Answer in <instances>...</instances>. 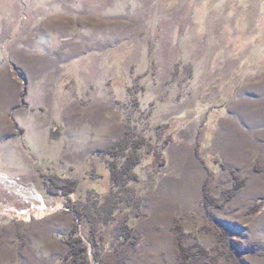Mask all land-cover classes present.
I'll use <instances>...</instances> for the list:
<instances>
[{
	"label": "rangeland",
	"instance_id": "1",
	"mask_svg": "<svg viewBox=\"0 0 264 264\" xmlns=\"http://www.w3.org/2000/svg\"><path fill=\"white\" fill-rule=\"evenodd\" d=\"M186 112L165 166L138 169L123 240L95 215L113 190L98 129L153 143ZM48 172L75 192L48 195ZM0 181V264H60L74 225L88 264H185L175 226L207 251L191 264H264V0H0Z\"/></svg>",
	"mask_w": 264,
	"mask_h": 264
},
{
	"label": "trees",
	"instance_id": "2",
	"mask_svg": "<svg viewBox=\"0 0 264 264\" xmlns=\"http://www.w3.org/2000/svg\"><path fill=\"white\" fill-rule=\"evenodd\" d=\"M190 116L191 113L186 112L183 116L171 117L166 123L159 125L155 129L156 140L153 143H150L145 138L134 137L128 127H126L124 135L103 151L105 155L109 156V160L105 162L106 166H108L110 185L113 190L105 196L100 206H95V215L98 216V219H101V223L103 224L106 223L108 225V223L117 222L116 226L120 231V238L123 240H126L129 234H131L128 222L140 217L143 194L141 189L142 179L138 173V169L144 167L143 170L148 172L151 179V176L154 177L159 169L165 166L162 151L172 142L174 136L184 127L185 123L191 121ZM118 158H122L123 160V164L119 168L115 163ZM231 174L234 185L229 192V198L233 197L236 191L243 186V183L235 174L233 172ZM41 178L44 180V186L47 194L50 196L67 195L68 197L77 188L76 180L69 176L67 177L65 173L48 172V175H41ZM20 194L22 196L17 194L14 197L18 198L20 203L28 204L26 196L24 195V197L23 193ZM202 196L204 206H214L213 197L206 191L205 185L202 186ZM91 230L95 232L94 227ZM175 233L178 251L182 255L185 264H191L196 258L200 259L206 256L207 251L200 246L197 247L198 249L195 253L190 254L191 248L183 246L182 239L186 235L179 226H175ZM62 240L68 246V251L60 260V264H88L86 260L87 250L81 237L78 235L77 225H74ZM231 247L234 250L237 248L239 251H251L252 253L257 249V246L252 243H247L243 247H240L238 244H232Z\"/></svg>",
	"mask_w": 264,
	"mask_h": 264
},
{
	"label": "crops",
	"instance_id": "3",
	"mask_svg": "<svg viewBox=\"0 0 264 264\" xmlns=\"http://www.w3.org/2000/svg\"><path fill=\"white\" fill-rule=\"evenodd\" d=\"M98 131H100L98 133V135H100L101 138L99 137L95 140V142H94L95 143V149L96 148L106 149V148L110 147V140H111L112 136L114 137V135L111 134L110 127L104 126L101 129L99 128ZM0 184L3 185V182L0 181ZM2 185H0V186H2ZM26 199H28V204L32 203V199H31L30 195H27ZM17 201H18V198H17Z\"/></svg>",
	"mask_w": 264,
	"mask_h": 264
}]
</instances>
